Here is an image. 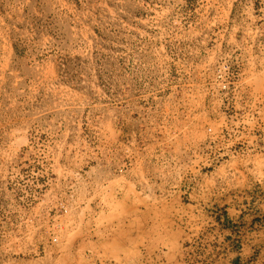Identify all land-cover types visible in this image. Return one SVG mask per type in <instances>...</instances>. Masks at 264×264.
<instances>
[{
  "label": "rangeland",
  "instance_id": "1",
  "mask_svg": "<svg viewBox=\"0 0 264 264\" xmlns=\"http://www.w3.org/2000/svg\"><path fill=\"white\" fill-rule=\"evenodd\" d=\"M246 194L264 0H0V264L207 262Z\"/></svg>",
  "mask_w": 264,
  "mask_h": 264
},
{
  "label": "crops",
  "instance_id": "2",
  "mask_svg": "<svg viewBox=\"0 0 264 264\" xmlns=\"http://www.w3.org/2000/svg\"><path fill=\"white\" fill-rule=\"evenodd\" d=\"M259 202L260 198L246 194L227 199L226 204L219 205V212L210 211L233 228L222 224L209 230L207 247L211 258L192 264H264V207L260 209ZM212 204L216 209L218 205L214 201Z\"/></svg>",
  "mask_w": 264,
  "mask_h": 264
}]
</instances>
